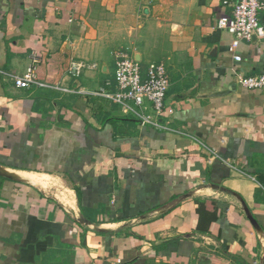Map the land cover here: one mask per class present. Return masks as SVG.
<instances>
[{
  "label": "crops",
  "instance_id": "0c3cea01",
  "mask_svg": "<svg viewBox=\"0 0 264 264\" xmlns=\"http://www.w3.org/2000/svg\"><path fill=\"white\" fill-rule=\"evenodd\" d=\"M236 2L0 0V264H264V89L237 83L264 35L231 47ZM117 50L164 64L166 129L91 95ZM32 51L59 89L14 87Z\"/></svg>",
  "mask_w": 264,
  "mask_h": 264
},
{
  "label": "built area",
  "instance_id": "2783aa9c",
  "mask_svg": "<svg viewBox=\"0 0 264 264\" xmlns=\"http://www.w3.org/2000/svg\"><path fill=\"white\" fill-rule=\"evenodd\" d=\"M259 12H264V0H237L231 14L219 18L215 26L232 36L231 47L236 49L239 42H251L252 38L263 37L264 27L258 21ZM114 81L115 91L107 93L100 89L92 96L104 98L120 107L125 114L131 115L142 127L166 129L158 123V118L165 113L172 114V110H165L164 98L168 89V78L163 63H150L142 73L138 62L134 61L127 52L117 50L114 53ZM235 62H240L238 55ZM41 62V55L32 51L28 56V64L20 75L12 76V82L17 89L51 88L37 79V67ZM83 65L72 62L69 74L78 77ZM237 83L246 90L264 89V74L255 76H238ZM62 91H66L62 89ZM150 105L153 118L145 114Z\"/></svg>",
  "mask_w": 264,
  "mask_h": 264
},
{
  "label": "water",
  "instance_id": "95a60500",
  "mask_svg": "<svg viewBox=\"0 0 264 264\" xmlns=\"http://www.w3.org/2000/svg\"><path fill=\"white\" fill-rule=\"evenodd\" d=\"M252 40H255V37H253Z\"/></svg>",
  "mask_w": 264,
  "mask_h": 264
}]
</instances>
